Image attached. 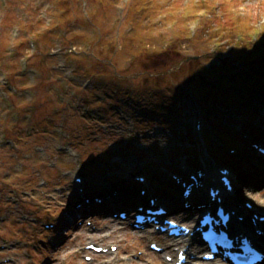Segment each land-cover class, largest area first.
<instances>
[{"label":"rangeland","instance_id":"1","mask_svg":"<svg viewBox=\"0 0 264 264\" xmlns=\"http://www.w3.org/2000/svg\"><path fill=\"white\" fill-rule=\"evenodd\" d=\"M263 33L264 0H0V244L26 238L37 245H28L27 257L22 245L5 251L16 262L2 264H174L164 258L173 249H150L163 237L147 238L113 217L124 209L115 205L123 194L103 204L93 199L108 195L112 184L133 191L138 172L153 178L155 194L173 187L167 196L174 197L180 192L171 175L181 170L183 155L192 165L188 177L194 165L219 167L235 157L243 179L239 192L264 198L263 156L258 162L233 130L236 113L228 122L221 118L240 95L264 100V87L245 74L258 70L264 82V66L240 56L260 53ZM221 100L219 113L204 107ZM242 108L230 111L246 114ZM181 109L204 121L205 151L182 148L183 140L195 141L196 124L179 118ZM226 136L246 154L219 148ZM217 167L214 178L221 184ZM122 172L131 177L123 183ZM80 176L82 184L76 183ZM81 188L92 205L82 201L76 209ZM248 199L238 204L246 208ZM258 207L264 210V202ZM74 211L79 214L70 221ZM194 213L172 210L184 223ZM49 223L53 230L44 228ZM89 244L108 252H94Z\"/></svg>","mask_w":264,"mask_h":264},{"label":"bare ground","instance_id":"2","mask_svg":"<svg viewBox=\"0 0 264 264\" xmlns=\"http://www.w3.org/2000/svg\"><path fill=\"white\" fill-rule=\"evenodd\" d=\"M187 98H189V97H187ZM222 101V100H221ZM136 105H137V102H136ZM216 105V104H215ZM243 107H245L244 109H242L243 111H246V112H251V114L253 115V117L251 118V121L253 122V123H255L254 125H257V126H259V127H261V128H263L264 129V100H262V101H260V100H257L256 99V97L254 96V95H250V96H248L246 99H245V101L243 102ZM217 107H219V105H216ZM190 108H191V106H190ZM136 109V108H135ZM195 109H197V108H195ZM199 109V108H198ZM233 109V108H232ZM180 114H179V118L181 117V116H183L184 118H190V122H195V120H196V122L198 121V120H200L199 118H197L196 117V119H194V118H191V117H193V113H192V110L190 109V110H183V109H181L180 111ZM227 113H229L228 115H227ZM232 113H236V114H233L232 115V117H233V119H235V121H232V123H231V126H232V128H233V130H235L236 131V133L237 134H239L241 137H242V143H244V142H247L249 145H250V147H251V150H250V153H252V155L255 157V159L258 161V162H260V157H262V155H261V153H259V151L253 146H251V142H253V140H254V135H252V133L251 132H249L244 126H243V123H242V115H240L241 113L239 112V113H237V112H235V111H226V112H224V113H222V115H221V118H222V120H224V121H226V122H228L227 120H229L230 118L229 117H231V116H229V115H231ZM120 116V115H119ZM124 118V116L122 117V119ZM169 118V117H168ZM167 118V119H168ZM164 124H170V121H165L164 122ZM202 125L204 126V121L202 122ZM202 126V127H203ZM201 127V128H202ZM232 130V131H233ZM194 134H195V141H193L192 139L190 140V141H184L183 140V143L182 144H184V146H182V148H184V149H188V150H191V151H205V148H204V145H202L203 144V142H202V139L201 138H199V133H198V131L195 129L194 130ZM198 138V139H197ZM193 141V142H192ZM217 143L219 144V148H221L222 146H224L223 144H222V142L219 140V141H217ZM182 160H180L181 162H182V165H185V169H186V167H188L189 165H187L186 166V163H185V158L183 157V156H181L180 157ZM206 160H208V159H206ZM201 162V161H200ZM201 163H203V162H201ZM208 162H205V164L206 165H204L205 167L202 169V171L205 173L204 174V176L203 177H201V180H202V182L203 183H205V182H207L208 180H209V178H211V177H213L214 178V176H213V172H214V170H212V168H214V167H216V165H219V163L218 162H214V163H210V164H207ZM190 166H192V165H190ZM197 166H193V168H196ZM191 169H192V167H191ZM126 172V171H125ZM128 172H130V171H128ZM239 173H241V171L239 170V171H237V172H234V181H235V185H236V194H235V198L237 199V200H239V199H252L253 200V203H254V206H253V208H251V209H243V208H239V206L238 205H236V207H235V210H237L238 211V214L239 215H251L252 216V214H254L255 212H256V209L257 208H259L258 206H259V203L261 202V201H263L264 202V198H259L258 197V195L256 194H254V193H252V192H245L244 193V195H245V198L243 197V195L241 194V191L239 192V188H241V184L243 183V179L242 178H239ZM122 174L124 175L125 173H121L120 175H119V177L122 179ZM113 178H116V176H113ZM119 180V179H118ZM117 179H115L114 181H113V183L114 184H117L116 182L118 181ZM116 181V182H115ZM150 180H147V181H143V182H139V181H137L135 184H134V190L133 191H130V192H127V190L125 189V190H122V189H120V190H114V191H112V193H110L109 194V197H106L105 198V201L106 202H109V201H112V200H117V199H119V198H121V195H120V193L121 194H123V203L122 204H115L116 206H124V204H131V203H133L132 201H131V199L133 200V198L137 201V200H139V201H146V199L148 198V196H149V194H152L153 196L155 195L154 194V189L152 188V181H153V178L151 179V182H149ZM191 182V181H190ZM115 186V185H114ZM113 186V184L111 185V188L112 187H114ZM175 186H177V188H178V190H179V192H180V194H176L175 193V197L173 198V196H167V195H159V198H160V201L159 202H161V203H166L167 205H169V206H172L173 205V203H174V200H176V201H178V203L183 207L184 206V203L186 202V201H190L191 203H192V206H197V202H196V199L197 198H194V195L193 196H191V198H185L183 195H182V193H181V190H184V187L182 186V184H178V183H176V185ZM116 187V186H115ZM114 187V188H115ZM142 190V189H146L147 191H145V192H147L148 194H145V195H141V194H139L138 192H137V190ZM241 189H243V188H241ZM204 195V194H203ZM229 196H231V194H229L227 197H228V199H229ZM206 197V198H205ZM205 197H201L200 198V201H202V202H205V203H209V202H211L210 201V197L209 196H205ZM232 197V196H231ZM248 199V200H249ZM250 199V200H251ZM134 201V200H133ZM195 209V208H194ZM259 210V209H258ZM74 214H76L77 215V213H76V211H74V212H72V216L74 215ZM250 216V217H251ZM75 217L76 216H73V219H75ZM245 217H248V216H245ZM66 220H67V218H66ZM66 224V221H64L63 222V225H65ZM244 225V223L243 224H241L240 225V227H242ZM245 225H246V223H245ZM257 225H259V226H263L264 227V221H259V220H257ZM230 227H235L236 229H237V227H238V224H236V222H233L231 225H230ZM256 241L259 243V241H260V238H259V236H258V238L256 237ZM216 264H218V262L216 261Z\"/></svg>","mask_w":264,"mask_h":264},{"label":"snow or ice","instance_id":"3","mask_svg":"<svg viewBox=\"0 0 264 264\" xmlns=\"http://www.w3.org/2000/svg\"><path fill=\"white\" fill-rule=\"evenodd\" d=\"M222 219L227 221V217L223 216ZM206 222L209 224V231L205 233V240L208 241L213 251H215L217 245H221L226 249H230L233 246V242L227 237L225 233L217 234L212 228L211 224L214 222L210 217L206 218ZM242 246L245 248L246 258L255 261L257 259H264L261 255L252 248L247 241L242 242ZM226 255H230L229 253H225ZM233 259H238V257H232Z\"/></svg>","mask_w":264,"mask_h":264},{"label":"trees","instance_id":"4","mask_svg":"<svg viewBox=\"0 0 264 264\" xmlns=\"http://www.w3.org/2000/svg\"><path fill=\"white\" fill-rule=\"evenodd\" d=\"M264 34V33H263ZM262 40H264V35H262ZM264 43V42H263ZM258 50H254L253 53L251 54V56L248 58V61L250 59H256V62L252 64V66H264V52L263 54H258L257 52ZM257 71V72H256ZM251 74L253 75H250V74H247L248 75V78H256L257 79V84L259 87L263 86L264 87V82H263V76H261V73H259L258 70H253L251 71ZM256 76V77H255ZM253 79V80H254ZM245 84V83H244ZM243 91H247L250 89V86H245V85H241ZM197 97V96H196ZM199 98V97H198ZM231 100H239L238 98H234V99H231ZM241 101H245L244 99H241Z\"/></svg>","mask_w":264,"mask_h":264},{"label":"flooded vegetation","instance_id":"5","mask_svg":"<svg viewBox=\"0 0 264 264\" xmlns=\"http://www.w3.org/2000/svg\"><path fill=\"white\" fill-rule=\"evenodd\" d=\"M0 236H2V234H1V231H0ZM5 240V239H4ZM21 245H22V247H24L25 249H23V250H26L27 249V247H28V241L26 240V238H22V239H15V241H12V242H8V243H6V242H4V243H2L1 242V244H0V258L1 259H7V260H9V262H13V261H15L14 259L16 258V256H15V254H13V255H7L6 257L5 256H1V254H3L5 251H15L14 249H16V248H18V247H21ZM24 257H27V255H23Z\"/></svg>","mask_w":264,"mask_h":264}]
</instances>
